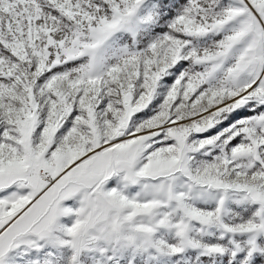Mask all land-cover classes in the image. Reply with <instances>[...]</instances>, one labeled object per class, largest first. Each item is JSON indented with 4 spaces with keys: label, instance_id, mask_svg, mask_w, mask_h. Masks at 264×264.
<instances>
[{
    "label": "rangeland",
    "instance_id": "obj_1",
    "mask_svg": "<svg viewBox=\"0 0 264 264\" xmlns=\"http://www.w3.org/2000/svg\"><path fill=\"white\" fill-rule=\"evenodd\" d=\"M47 1L0 0V264H264V0Z\"/></svg>",
    "mask_w": 264,
    "mask_h": 264
},
{
    "label": "trees",
    "instance_id": "obj_2",
    "mask_svg": "<svg viewBox=\"0 0 264 264\" xmlns=\"http://www.w3.org/2000/svg\"><path fill=\"white\" fill-rule=\"evenodd\" d=\"M39 1H40V10H41L43 17H47L48 13L52 12V16H53L52 23H53L54 28H56V32L62 31L64 29L70 30V26H71L70 21H68L67 18L62 13H60L55 7L51 6L47 0H39ZM80 1L82 2V4H84V6H91V5L95 6V5H100V4L102 5V2L100 0H80ZM187 2H189V0H161L162 10L160 11L158 18L154 22L146 24L147 31L151 34L145 37L144 35L142 37L141 35H139V38L144 37V41L151 38L154 30L157 28H160L163 25H166L167 24L166 22L173 20V17L177 16V9H180V7ZM62 66L63 65H57L54 67V69L60 70L62 69ZM236 117L237 116H232L230 117L228 121L230 122V120ZM200 259L202 260V264H216L217 263L210 257H201ZM234 263L235 261L232 259L228 262L224 261L221 264H234ZM248 263L249 261L243 258L238 259V261L236 262V264H248ZM190 264H193V263H190Z\"/></svg>",
    "mask_w": 264,
    "mask_h": 264
},
{
    "label": "water",
    "instance_id": "obj_3",
    "mask_svg": "<svg viewBox=\"0 0 264 264\" xmlns=\"http://www.w3.org/2000/svg\"><path fill=\"white\" fill-rule=\"evenodd\" d=\"M93 194L98 195L100 193L99 191V185H96V187L94 188V190L92 191Z\"/></svg>",
    "mask_w": 264,
    "mask_h": 264
}]
</instances>
